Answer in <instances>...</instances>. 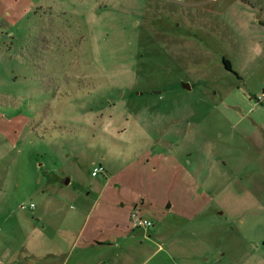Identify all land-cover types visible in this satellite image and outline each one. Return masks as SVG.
I'll list each match as a JSON object with an SVG mask.
<instances>
[{
	"label": "rangeland",
	"instance_id": "obj_1",
	"mask_svg": "<svg viewBox=\"0 0 264 264\" xmlns=\"http://www.w3.org/2000/svg\"><path fill=\"white\" fill-rule=\"evenodd\" d=\"M263 92L264 0H0V264L96 198L123 264H264Z\"/></svg>",
	"mask_w": 264,
	"mask_h": 264
},
{
	"label": "crops",
	"instance_id": "obj_2",
	"mask_svg": "<svg viewBox=\"0 0 264 264\" xmlns=\"http://www.w3.org/2000/svg\"><path fill=\"white\" fill-rule=\"evenodd\" d=\"M82 214L85 215L83 222L77 227L70 224L63 226L62 223L57 226L55 239L56 246L60 243V250L47 249L46 243L41 241L37 247L44 250L40 264H48L51 258L54 259L60 255L64 258L59 264H123L127 260L132 261L131 257L123 256L122 246L136 244L135 239H132V243L130 241L126 245L121 244L124 240L122 238L128 236L134 238V228L139 227L130 221L129 216L124 215L121 209L108 206L97 198ZM34 229L38 230L36 227ZM41 229V238L49 239L45 234L46 231L48 232V226L44 224Z\"/></svg>",
	"mask_w": 264,
	"mask_h": 264
},
{
	"label": "built area",
	"instance_id": "obj_3",
	"mask_svg": "<svg viewBox=\"0 0 264 264\" xmlns=\"http://www.w3.org/2000/svg\"><path fill=\"white\" fill-rule=\"evenodd\" d=\"M264 101V92L257 98V102ZM100 172H104L102 165L94 166L91 170V175H96ZM30 208H33V204L29 205ZM21 208H25V205H21ZM133 223L138 226H149L151 222L147 219H143L137 215H133Z\"/></svg>",
	"mask_w": 264,
	"mask_h": 264
},
{
	"label": "trees",
	"instance_id": "obj_4",
	"mask_svg": "<svg viewBox=\"0 0 264 264\" xmlns=\"http://www.w3.org/2000/svg\"><path fill=\"white\" fill-rule=\"evenodd\" d=\"M225 65H226L227 68H230L227 61H225Z\"/></svg>",
	"mask_w": 264,
	"mask_h": 264
}]
</instances>
